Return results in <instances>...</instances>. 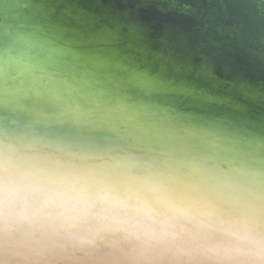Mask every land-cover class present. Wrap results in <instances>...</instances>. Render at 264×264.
I'll list each match as a JSON object with an SVG mask.
<instances>
[{
  "label": "clouds",
  "instance_id": "9594fccd",
  "mask_svg": "<svg viewBox=\"0 0 264 264\" xmlns=\"http://www.w3.org/2000/svg\"><path fill=\"white\" fill-rule=\"evenodd\" d=\"M0 264H264V0H0Z\"/></svg>",
  "mask_w": 264,
  "mask_h": 264
}]
</instances>
